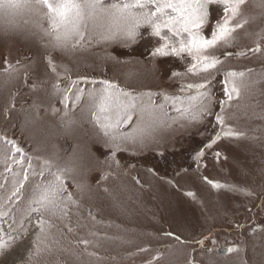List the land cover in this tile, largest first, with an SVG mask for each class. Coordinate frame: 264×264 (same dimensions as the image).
Listing matches in <instances>:
<instances>
[{
	"label": "rangeland",
	"instance_id": "374dc122",
	"mask_svg": "<svg viewBox=\"0 0 264 264\" xmlns=\"http://www.w3.org/2000/svg\"><path fill=\"white\" fill-rule=\"evenodd\" d=\"M119 2L103 0L105 6ZM259 3L245 0L240 19L249 22L237 29L232 47L217 50L222 64L219 71L212 72L213 113L219 112V101L225 99V70L248 73L251 69L249 80L259 81L251 83L242 99L226 110V122L245 135L222 137L207 149L205 145L219 131L215 116L201 122L182 120L161 129L143 147L128 145L127 150L117 152L119 167L109 161L111 149L104 146L93 125L61 127L59 116L64 106L59 95H52L56 77L47 70L46 57L51 55L56 64L66 67L72 79L89 81L81 80L79 86L85 90L97 86L92 80L108 79L134 94L157 93V102H163L158 95L161 91L180 94L181 84L202 82L204 74L186 73L185 59L153 57L161 41L147 26L127 46L126 42L97 43L93 39L75 50L60 52L44 47L46 41L34 27L39 21L26 9L16 17L19 27L5 31L0 20V72L5 60L19 68L10 77L0 75V137L15 140L34 157L72 168L66 186L77 201L69 205L67 216L44 214L51 225H45L47 247L31 259L32 242L39 233L37 214H23L27 203L23 196L10 205L9 216L0 219V232L18 238L0 253V264H157L153 261L157 256L158 264H189L193 259L195 264H264V80L260 76L264 54L249 52L256 46V33L264 31ZM222 17L223 6H211L205 32L210 34ZM44 24L47 26L46 21ZM163 34L167 35L166 29ZM225 52L227 57L222 55ZM173 72L183 75L172 77ZM41 80L46 83L34 90L33 84ZM59 83L63 87L67 81L61 78ZM34 104L40 105L39 118ZM53 107L61 111L53 114ZM68 110L78 114L80 106L72 108L69 102ZM26 113H31L30 122H26ZM168 113L177 115L171 105ZM201 149L205 154L197 162L194 157ZM3 169L0 163V184L7 186L0 188V196L11 186ZM204 177L250 190L253 195L214 189ZM40 179L30 177L32 183ZM76 184L82 187L78 189ZM177 236L186 243L177 241ZM82 239L90 241L87 252H95V256L84 251L85 245L79 243ZM198 240H203V245L197 244ZM228 247L237 251L225 253ZM142 248L147 251L141 252Z\"/></svg>",
	"mask_w": 264,
	"mask_h": 264
},
{
	"label": "snow or ice",
	"instance_id": "6c2138e0",
	"mask_svg": "<svg viewBox=\"0 0 264 264\" xmlns=\"http://www.w3.org/2000/svg\"><path fill=\"white\" fill-rule=\"evenodd\" d=\"M216 4L223 6V17L207 34L205 27L209 25V10ZM244 4L245 0H120L119 3L105 6L103 0H0V20L4 21L5 31L19 27L16 17L21 10L26 9L39 21L34 27L42 33L41 39L46 41L44 47L60 52L75 50L77 46L82 47L85 40L91 42L93 39L97 43L126 42L127 46L134 43L140 30L147 26L161 41L152 52L153 57H179L187 62L186 73L204 74L202 82L181 84L178 90L180 94L161 91L158 95L163 102H157V93L147 91L134 94L108 79L99 82L92 80L90 83L97 86L85 90L79 86L81 80L85 83L89 81L83 77L72 79L67 74L66 67L56 64L51 55L46 57V68L56 77L52 95H59L60 103L64 106L59 116L61 127L72 129L73 126L83 128L86 123L93 125L99 130L98 134L102 135L104 146L111 149L109 161L115 162L119 167L117 152L127 150L128 145L143 147L146 142L154 140L161 129L169 128L182 120L201 122L209 115L215 116L219 131L205 145L207 149H211L222 137L238 139L245 135L226 122V110L233 101L242 99L251 83L259 82L249 80L248 73L251 69L248 73L235 70L223 72L225 99L219 101V112H212V72L219 71L218 66L222 64L216 52L221 47H232L237 41V29L249 22L247 18L240 19L241 6ZM257 7L264 12V0H260ZM165 29L167 35L163 34ZM256 36V46L249 49V52L264 54V31L256 33ZM245 54L237 53L240 56ZM222 55L227 57L229 54L225 52ZM13 72H19V68L5 60V67L0 75L10 77ZM171 75L179 77L183 74L173 72ZM260 76L264 80V73ZM25 78L28 79L27 73ZM61 78L67 81L63 87L59 83ZM45 83L46 80H41L33 84V89H41ZM69 102L72 108L80 106L78 114L68 110ZM169 105L177 113L176 116H169ZM39 107V104L33 105V109L37 110V118ZM51 111L56 114L61 110L53 107ZM30 121L31 113H26V122ZM204 154L201 149L194 159L199 162ZM215 155L219 157L220 153ZM0 163L4 165V174H7L4 179L11 184L7 188V194L0 196V219L9 216L12 211L10 205L15 204L22 196L27 201L23 214L27 217L37 214L39 233L32 242L33 251L29 253L31 259L34 255L39 256L47 247L44 243L48 235L45 225L49 228L51 225L44 219V214L67 216L69 205L77 204L66 186V179L71 178L68 174L73 169L58 167L48 158L34 157L25 152L15 140L7 137H0ZM34 176L41 179L32 183L30 177ZM103 178L106 179L107 175ZM204 180L214 189L227 188L246 196L253 195L250 190L235 185L223 184L207 177ZM6 187L0 184V188ZM76 187L80 189L82 186L76 184ZM186 195L194 197L192 192H187ZM261 207H264V201ZM68 230L72 231V228L69 227ZM17 238L10 233L0 232V253L11 247ZM175 238L186 243L179 236ZM79 243L85 245L84 251L87 252L90 241L82 239ZM196 243L203 245L204 241L198 240ZM140 251L147 250L142 248ZM224 251L232 253L237 249L228 247ZM87 254L96 255L95 252ZM153 261L158 264L159 257H153ZM189 264H195V260H190Z\"/></svg>",
	"mask_w": 264,
	"mask_h": 264
},
{
	"label": "water",
	"instance_id": "95a60500",
	"mask_svg": "<svg viewBox=\"0 0 264 264\" xmlns=\"http://www.w3.org/2000/svg\"><path fill=\"white\" fill-rule=\"evenodd\" d=\"M225 252V251H224Z\"/></svg>",
	"mask_w": 264,
	"mask_h": 264
}]
</instances>
